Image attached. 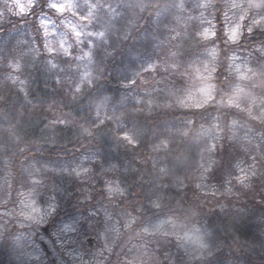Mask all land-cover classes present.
<instances>
[{"label": "clouds", "instance_id": "clouds-1", "mask_svg": "<svg viewBox=\"0 0 264 264\" xmlns=\"http://www.w3.org/2000/svg\"><path fill=\"white\" fill-rule=\"evenodd\" d=\"M0 264H264V0H0Z\"/></svg>", "mask_w": 264, "mask_h": 264}]
</instances>
